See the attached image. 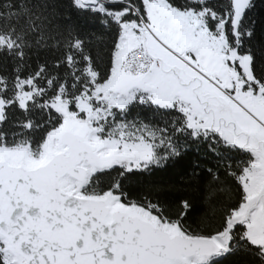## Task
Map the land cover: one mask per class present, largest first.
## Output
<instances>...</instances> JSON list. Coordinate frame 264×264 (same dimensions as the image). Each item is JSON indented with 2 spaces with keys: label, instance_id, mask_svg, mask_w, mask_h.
Masks as SVG:
<instances>
[{
  "label": "snow or ice",
  "instance_id": "snow-or-ice-1",
  "mask_svg": "<svg viewBox=\"0 0 264 264\" xmlns=\"http://www.w3.org/2000/svg\"><path fill=\"white\" fill-rule=\"evenodd\" d=\"M72 5L117 27L104 72L72 38L54 65L63 74L46 63L25 74L47 6L0 0V54L17 62L0 75V264H218L234 253L264 264V68L246 48L256 0ZM140 106L171 115L164 126L128 119ZM190 144L246 156L227 165L237 197L210 232L187 223L190 201L171 214L122 186Z\"/></svg>",
  "mask_w": 264,
  "mask_h": 264
},
{
  "label": "trees",
  "instance_id": "trees-1",
  "mask_svg": "<svg viewBox=\"0 0 264 264\" xmlns=\"http://www.w3.org/2000/svg\"><path fill=\"white\" fill-rule=\"evenodd\" d=\"M215 2L223 4L225 0ZM44 3L47 6L45 15L48 17L44 24L45 40L41 48L33 49L30 53L29 67L24 69L25 74L44 63L48 64L53 74H63V64L59 69L54 65L56 61L63 60L67 51L66 44L72 38L83 40L85 53L92 57L101 72L106 71L110 67L113 42L117 36L116 25L102 23L103 17L77 10L72 0H44ZM256 5L248 14L247 23L253 28V35L246 41V48L253 52L259 70L264 68V0H256ZM16 64L10 56L0 54V75L11 78ZM20 115L16 110L15 116ZM170 115L140 106L131 110L128 119L139 117L164 126V120ZM36 118L39 119V114ZM179 142L184 144L182 137ZM182 152L181 157L170 159L161 166L126 173L122 178V186L130 198L147 197L160 203L171 214L176 212L180 201L188 200L193 205L187 220L191 228L196 231H213L220 224L223 207L234 202L237 197V184L228 175L227 165L232 164L234 170L236 164L246 156L234 151L221 158L208 151L204 144H190ZM111 175L114 177L117 173ZM218 264H260V260L250 254L234 253L221 258Z\"/></svg>",
  "mask_w": 264,
  "mask_h": 264
}]
</instances>
